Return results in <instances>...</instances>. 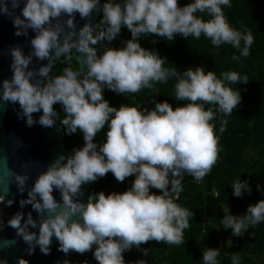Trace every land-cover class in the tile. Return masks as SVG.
Instances as JSON below:
<instances>
[{
	"label": "clouds",
	"instance_id": "1",
	"mask_svg": "<svg viewBox=\"0 0 264 264\" xmlns=\"http://www.w3.org/2000/svg\"><path fill=\"white\" fill-rule=\"evenodd\" d=\"M20 3L21 0H11L12 9ZM98 3L99 0H26L21 18L9 9L8 0H0V13L12 18L17 36L27 35L29 29L36 33L31 39V54L26 56L19 46L11 49L13 76L3 81L0 102L18 103L22 110L19 115L26 117L29 127L37 123L33 114L41 110L39 124L53 127L57 116L54 105L59 102L66 113L62 124L67 134L80 131L85 140V146L68 156L66 163L61 155L41 172L28 189V198L20 200L21 208L32 205L40 220H35L31 213L24 220V213L17 212L7 223L29 245V254L37 245L43 254H50L55 237L59 250L65 254L72 251L84 254L95 245L98 264H125L123 253L134 246L140 248L153 240L177 246L185 242L184 230L190 227L194 213L176 203L172 194L183 190V174L201 181L212 171L220 149L211 121L216 119V112L230 116L242 99L240 91H234L225 82L240 84L249 80L247 75L241 77L235 71L221 73L218 78L214 71L205 72L203 67L189 68L183 73L176 67L165 68V59L143 48L137 38L156 34L172 41L179 33L198 40L203 35L214 47L231 45L240 51V56L247 57L254 36L251 29L237 30L229 23L222 6L231 8V0H194L184 7L179 6L178 0L109 2L103 5L100 24L86 23L77 32L76 13L90 21ZM198 11L210 19L197 17ZM62 16L69 18L61 20ZM124 26L132 34L126 47L107 48L98 56L90 45L112 41ZM97 28L100 30L94 36ZM73 49L77 56L73 55ZM34 57L48 63L38 70L29 69ZM60 58L68 66L62 74L51 76L53 65ZM232 59L239 61L240 57L233 55ZM73 61L78 65L75 69ZM170 78L177 81L174 97L189 101L185 106L173 109L164 101L156 103L152 111L127 105L117 109L103 96L105 86L118 94H136L153 89L155 83L167 84ZM205 105L218 107L206 110ZM106 123L107 140L97 151L94 138ZM226 123L222 121L221 133ZM109 171L121 182L135 174L131 189L110 195L93 194L86 204L74 199L83 195V184L96 181ZM28 180L27 174L14 172L8 168L6 158L0 157V204L5 201L10 183L14 182L22 194ZM232 187L236 197H241L245 190L251 192L248 182L240 179ZM150 188L161 190L162 195L150 193ZM54 189L60 191L62 203L54 198ZM13 202L8 200L7 205ZM261 222H264V200L249 206L243 216H234L227 209L221 220L234 236L243 235L250 226ZM38 225V235L29 230ZM12 243L4 241L0 246ZM142 251L148 255L147 249ZM219 255V249L206 248L203 264H219ZM231 261L240 264L239 253H234ZM0 264L7 261L0 260ZM18 264L29 262L21 258Z\"/></svg>",
	"mask_w": 264,
	"mask_h": 264
},
{
	"label": "trees",
	"instance_id": "2",
	"mask_svg": "<svg viewBox=\"0 0 264 264\" xmlns=\"http://www.w3.org/2000/svg\"><path fill=\"white\" fill-rule=\"evenodd\" d=\"M122 3L123 0H100L101 10L99 17L93 26L103 20V5L105 3ZM194 0H178L179 6L184 7ZM232 7L222 6L229 23L241 30L242 27L251 29L254 43L250 48V55L240 56V51L231 45L214 47L211 41L203 35L197 40L194 37L185 38L181 34H175L174 40L159 37L156 34H142L137 42L146 50L158 54L165 59L164 67H176L183 73L189 68L195 70L203 67L205 72L214 71L218 78L221 73L235 71L241 77L247 75V83L230 84L225 82L234 91H240L241 103L230 116H223L216 112V119L211 121L215 125V132L219 138V159L212 171L201 181L183 174L182 191L172 194L173 199L180 206L194 213L190 218V227L184 230L185 242L181 245H168L149 241L140 248L132 247L123 253L125 264H203V253L206 248L219 249V264H232L231 257L239 253L240 264H264V222L249 229L241 236H234L232 229L225 228L221 220L225 216V210L234 216L247 214L249 206L264 200V0H231ZM197 17L207 20L210 17L206 13L197 12ZM243 22V25L241 24ZM97 28L93 35L99 32ZM132 39V34L126 26L112 41H99L90 45L97 50L100 56L107 48L121 49L126 47V42ZM155 41V42H154ZM243 47V42L241 44ZM233 55L239 56V61L233 60ZM68 65L60 58L53 65L51 76L62 74V70ZM78 65L73 61L72 67ZM46 83V79L44 78ZM176 78H170L167 84L155 83L153 89H143L136 94H118L108 89H103L104 99L111 107L119 109L121 105L138 106L143 111H152L156 103L167 101L173 109L185 106L189 101H178L175 97L174 85ZM215 105H205V109ZM59 114L60 123L65 133V147L70 149L76 145H85L84 135L77 131L67 134L66 126L62 119L66 113L59 102L54 105ZM147 114V113H145ZM226 120L225 131L220 132L221 123ZM110 123V121L108 122ZM108 124L97 133L94 143L102 137L107 140ZM136 175L127 177L123 182L117 181L114 174L108 177L105 188V176L101 177L90 187L87 202L90 195L104 192L105 195L124 193L131 189ZM171 179V175H170ZM240 179L247 181L251 192H243L241 197H236L233 183ZM171 190V184H169ZM150 193L162 195L161 190L150 188ZM177 195V196H176ZM224 234H230L232 239L229 245L223 243L219 247L216 230ZM96 246L84 254H73L68 258L67 264H98L94 257ZM142 249L148 250V255L143 254ZM92 260V263L89 261Z\"/></svg>",
	"mask_w": 264,
	"mask_h": 264
},
{
	"label": "water",
	"instance_id": "3",
	"mask_svg": "<svg viewBox=\"0 0 264 264\" xmlns=\"http://www.w3.org/2000/svg\"><path fill=\"white\" fill-rule=\"evenodd\" d=\"M25 3L26 0H21L19 7L12 9L11 0H8V7L15 15H20L23 18L22 9ZM100 10L101 3L99 0L97 10L93 12L90 21L82 19L79 13H76L75 23L77 32L86 23L90 22L93 25L99 17ZM68 18V16H62L61 20H67ZM16 31L17 29L14 27L12 18L6 13H0V93H2L3 81L6 79L10 80L13 76L11 49L19 46L26 56L33 51L31 39L34 38L36 33L29 29L27 35L17 36L15 34ZM73 55H78L75 49H73ZM47 63V60L40 61L34 57L29 65V69L38 70ZM40 79L44 81L43 77ZM21 111L18 103L0 102V157L6 158L8 168L14 172L29 176L24 193L21 194L18 186L12 182L9 184V190L4 203L0 204V207L3 205L1 212L3 227L0 228V245H3L4 241H14L9 246H0V260H6L7 264H18L21 258L26 259L29 264H65L71 252L65 254L60 251L59 241L55 237H53L50 245V254H43L38 245L35 247V251L29 254V245L23 241L21 236L17 235L16 229L8 226L7 222L17 212L24 213V220H27L28 214L31 213L33 218L39 221L40 215L32 208V205H25L21 208L20 200L28 198V189L34 186L38 175L46 171L48 166L54 163L59 156L63 155L65 157L64 162L66 163L68 156L74 155L76 149H82L85 145H76L70 149L65 147V133L56 110L57 116L55 117V125L53 127H44L39 124V118L43 114L42 110L33 114L37 123L29 127L26 123V117L22 118L19 115ZM104 143L106 142L100 137L99 141L95 143L97 151H99V148ZM110 175L111 171L105 175V188H107V181ZM100 179L101 177L96 181L83 184V195L74 199H78L79 202L86 204L90 187ZM53 196L58 202L62 203V196L58 189H54ZM8 200L14 201L11 206L7 205ZM29 230L36 232L38 235L39 225L36 228L30 227Z\"/></svg>",
	"mask_w": 264,
	"mask_h": 264
},
{
	"label": "built area",
	"instance_id": "4",
	"mask_svg": "<svg viewBox=\"0 0 264 264\" xmlns=\"http://www.w3.org/2000/svg\"><path fill=\"white\" fill-rule=\"evenodd\" d=\"M2 210H3V205L0 207V220L3 221L2 214H1ZM216 233H217V237H218L219 245L220 246L223 245V242L226 243V244H229L230 243L231 236L229 234L221 233L219 231V228H217ZM89 262L92 263V260H90Z\"/></svg>",
	"mask_w": 264,
	"mask_h": 264
},
{
	"label": "rangeland",
	"instance_id": "5",
	"mask_svg": "<svg viewBox=\"0 0 264 264\" xmlns=\"http://www.w3.org/2000/svg\"><path fill=\"white\" fill-rule=\"evenodd\" d=\"M73 254H76V252L72 251L69 257H71Z\"/></svg>",
	"mask_w": 264,
	"mask_h": 264
},
{
	"label": "bare ground",
	"instance_id": "6",
	"mask_svg": "<svg viewBox=\"0 0 264 264\" xmlns=\"http://www.w3.org/2000/svg\"><path fill=\"white\" fill-rule=\"evenodd\" d=\"M70 256V255H69Z\"/></svg>",
	"mask_w": 264,
	"mask_h": 264
}]
</instances>
